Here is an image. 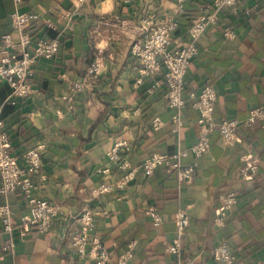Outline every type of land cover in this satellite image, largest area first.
Wrapping results in <instances>:
<instances>
[{
  "label": "crops",
  "instance_id": "1",
  "mask_svg": "<svg viewBox=\"0 0 264 264\" xmlns=\"http://www.w3.org/2000/svg\"><path fill=\"white\" fill-rule=\"evenodd\" d=\"M237 2V10L225 7L215 13L198 42V54L186 74L183 124L175 131L162 75L145 76L136 84L139 74L133 65L138 60L130 46L144 38L141 26L149 15L159 21L177 17L172 45L183 44L188 27L213 12V0H182L179 13L178 0H23L20 10L37 16L28 26L30 35L57 37L60 47L53 58L37 60L33 93L12 103L7 99L10 88L0 84V115L19 162L25 150L44 145L40 173L32 175L34 192L54 204L57 214L46 232L31 226L3 233L0 220V264H114L131 241H135L134 254L128 264H175L176 256L167 246L176 236L179 209L189 214L181 240V254L190 259L189 264H219L213 252L221 241H227L244 262L264 258V128L260 123L241 125L239 144L232 146L212 132L210 146L195 160L189 182H178L162 168L149 176L140 169L152 153H170L196 141L205 121L192 106L190 93L201 86L208 84L216 91L215 120L241 119L249 109L264 104V0ZM14 8L13 0H0V57L12 51L2 43V36L17 39L10 16ZM225 27L234 35L224 36ZM96 55L103 59L100 75L88 78L87 65ZM75 83L82 87L74 88ZM155 116L163 122L158 128L152 126ZM119 138L129 142L122 160L137 169L135 177L125 187L94 198V186L116 182L121 176L118 163L105 155ZM248 149L259 156V175L241 181L237 169ZM225 190L237 192L240 198L219 223L218 195ZM7 200L16 218L28 212L20 192ZM85 206L95 211L90 237L100 239L110 261L97 263L77 256L71 248V235L77 229L73 217ZM151 208L160 215L159 222L149 214ZM7 241L11 245L4 251Z\"/></svg>",
  "mask_w": 264,
  "mask_h": 264
},
{
  "label": "built area",
  "instance_id": "2",
  "mask_svg": "<svg viewBox=\"0 0 264 264\" xmlns=\"http://www.w3.org/2000/svg\"><path fill=\"white\" fill-rule=\"evenodd\" d=\"M14 10L11 12V22L17 39L12 40L10 34H4L1 38L5 46H11L12 51L0 57V84L5 83L10 88L7 97L12 103L16 98L27 96L33 93L36 88L32 78L34 67L39 58H53L60 47V39L33 37L28 31L30 22L37 16L33 12L21 11L19 6L23 0H13ZM177 12L182 11V0H178ZM237 10V0H213V12L206 16L197 18L187 30V38L184 43L172 45V36L179 26V20L173 16L164 21H159L154 15H149L145 19V24L141 26L145 31L142 40L135 41L130 46L131 55L138 61L133 68L138 71L135 79L136 84L142 82L143 77L161 74V82L165 84V97L167 105L172 109L171 121L174 130L177 131L183 124L181 111L185 106L183 92L186 87V74L192 59L198 54V42L207 30L208 26L214 22V15L222 8ZM224 36H233L232 29L225 27L222 29ZM103 66V59L96 55L91 59L86 68L88 78L98 77ZM73 87L79 89L82 84L75 83ZM216 91L211 85H203L196 92H191L192 106L196 109L199 117L205 121L196 141L186 148H177L173 152H154L148 156L140 165L142 174L149 176L156 169L162 168L174 173L178 182H189L194 174L195 160L203 155L210 146V134L216 132L224 145L239 144L240 137L238 128L241 125L251 126L260 123L264 128V104L258 105L248 110L241 119L233 117H222L215 120L213 110L216 101ZM70 101L69 96H63ZM72 107L71 104L68 105ZM163 124L162 120L155 116L152 119L153 128H158ZM43 144H37L24 151L19 162L14 154L9 134L5 128L4 120L0 115V194L4 201L0 203V220L2 223L1 232L11 234L15 228L29 229L35 227L39 232H46L50 229L57 214V207L37 196L34 192L35 182L32 175L40 173L41 156L40 148ZM130 149L126 138H119L114 141L106 152V158L118 163L121 176L116 182L102 181L91 190L92 197H99L114 188L125 187L136 174L137 169L131 167L125 159L122 160V153ZM191 157V160H185ZM243 164L237 169L238 178L241 181H250L258 174L259 156L249 149L242 153ZM101 171V170H99ZM102 171L110 173L109 169ZM41 177H43L41 175ZM20 192L23 194L28 212L16 218L13 209L7 198L10 194ZM239 194L233 190H225L219 193L220 201L219 223L228 212L236 206L239 201ZM149 214L159 222L160 215L150 209ZM77 224L76 231L71 235L70 245L77 256L90 257L97 263L110 261L111 257L107 248L96 236L90 237L95 227V211L91 206L83 207L73 217ZM176 236L167 246V250L176 256L175 264H189L190 259L184 260L181 254V240L187 227L189 226V214L185 209H179L176 217ZM134 243L131 241L128 246L122 249L114 261V264H128L134 254ZM11 245L7 241L2 249L6 251ZM214 258L219 264H264V258L257 262H244L238 259L227 241H221L214 247Z\"/></svg>",
  "mask_w": 264,
  "mask_h": 264
},
{
  "label": "trees",
  "instance_id": "3",
  "mask_svg": "<svg viewBox=\"0 0 264 264\" xmlns=\"http://www.w3.org/2000/svg\"><path fill=\"white\" fill-rule=\"evenodd\" d=\"M170 173H172V172H170ZM172 174H174V173H172ZM258 175H259V174H257V175L254 177V179H253V180H256V179H257V177H258ZM253 180H250V181H253Z\"/></svg>",
  "mask_w": 264,
  "mask_h": 264
}]
</instances>
